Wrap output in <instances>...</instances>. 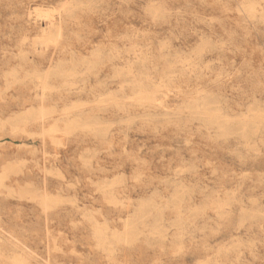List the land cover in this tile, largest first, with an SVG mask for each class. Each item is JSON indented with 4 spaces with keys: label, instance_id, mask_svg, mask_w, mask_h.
I'll return each mask as SVG.
<instances>
[{
    "label": "rangeland",
    "instance_id": "rangeland-1",
    "mask_svg": "<svg viewBox=\"0 0 264 264\" xmlns=\"http://www.w3.org/2000/svg\"><path fill=\"white\" fill-rule=\"evenodd\" d=\"M0 264H264V0H0Z\"/></svg>",
    "mask_w": 264,
    "mask_h": 264
},
{
    "label": "bare ground",
    "instance_id": "bare-ground-1",
    "mask_svg": "<svg viewBox=\"0 0 264 264\" xmlns=\"http://www.w3.org/2000/svg\"><path fill=\"white\" fill-rule=\"evenodd\" d=\"M20 262V261H19Z\"/></svg>",
    "mask_w": 264,
    "mask_h": 264
}]
</instances>
